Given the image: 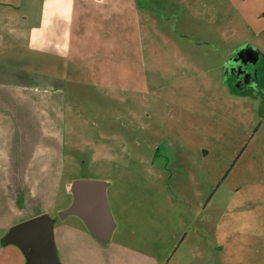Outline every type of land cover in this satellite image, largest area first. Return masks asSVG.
<instances>
[{
  "label": "rangeland",
  "instance_id": "374dc122",
  "mask_svg": "<svg viewBox=\"0 0 264 264\" xmlns=\"http://www.w3.org/2000/svg\"><path fill=\"white\" fill-rule=\"evenodd\" d=\"M140 1L147 11L125 20L128 44L117 19L113 46L89 43L105 49L113 83H92L82 59L86 81L66 88L65 161L53 160L49 176L61 260L264 264V0ZM243 52L253 78L238 90L225 62ZM75 179L110 183L108 243L77 215L60 217ZM8 230L0 227V264H22L14 245L3 246Z\"/></svg>",
  "mask_w": 264,
  "mask_h": 264
},
{
  "label": "crops",
  "instance_id": "0c3cea01",
  "mask_svg": "<svg viewBox=\"0 0 264 264\" xmlns=\"http://www.w3.org/2000/svg\"><path fill=\"white\" fill-rule=\"evenodd\" d=\"M132 9L140 18L147 11L140 0H0V217L10 215L9 221L0 220V227L10 230L54 206L50 170L53 160L64 165L66 119L73 111L68 109L66 88L86 81L81 76L82 59L89 65L86 72L90 71L92 83H113L103 70L111 64L105 49L89 43L101 39L113 46L115 30L110 26L117 19L122 24L119 43L128 44L125 20L129 21ZM51 115L59 126L46 122ZM51 138L56 139L55 158L48 144ZM73 181L66 187L72 203ZM103 181L107 195L110 183ZM5 235L3 246L14 245L25 264L24 252L6 243ZM57 249L61 260L63 248Z\"/></svg>",
  "mask_w": 264,
  "mask_h": 264
},
{
  "label": "water",
  "instance_id": "95a60500",
  "mask_svg": "<svg viewBox=\"0 0 264 264\" xmlns=\"http://www.w3.org/2000/svg\"><path fill=\"white\" fill-rule=\"evenodd\" d=\"M106 188L103 180H74L71 187L74 201L60 212L62 218L71 214L82 217L91 233L103 243H108L115 226ZM4 240L21 248L26 256L25 264H62L55 242L54 219L48 213L13 225Z\"/></svg>",
  "mask_w": 264,
  "mask_h": 264
},
{
  "label": "flooded vegetation",
  "instance_id": "af4514ba",
  "mask_svg": "<svg viewBox=\"0 0 264 264\" xmlns=\"http://www.w3.org/2000/svg\"><path fill=\"white\" fill-rule=\"evenodd\" d=\"M252 66V57L247 52L237 53L233 57H229L225 62V80L232 77L234 79L232 87L245 90L250 87L252 82Z\"/></svg>",
  "mask_w": 264,
  "mask_h": 264
}]
</instances>
